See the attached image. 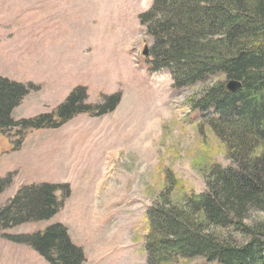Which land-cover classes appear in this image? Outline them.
I'll return each mask as SVG.
<instances>
[{"label":"rangeland","instance_id":"rangeland-1","mask_svg":"<svg viewBox=\"0 0 264 264\" xmlns=\"http://www.w3.org/2000/svg\"><path fill=\"white\" fill-rule=\"evenodd\" d=\"M151 4L0 0V77L34 87L13 110V120L52 112L77 86L85 87L91 105L121 95L118 106L100 117L83 113L57 129L0 132V178H12L0 206L24 185L50 183L70 191L50 220L6 234L60 223L82 247L84 264H145L146 210L164 200L178 206L190 194L204 193L210 168L233 165L211 127L212 112H198L192 103L205 88L229 79L220 74L174 88L168 70L150 72L153 39L138 15ZM63 193L56 192L59 200ZM1 235L0 264H47ZM159 264L218 263L172 256Z\"/></svg>","mask_w":264,"mask_h":264},{"label":"trees","instance_id":"trees-1","mask_svg":"<svg viewBox=\"0 0 264 264\" xmlns=\"http://www.w3.org/2000/svg\"><path fill=\"white\" fill-rule=\"evenodd\" d=\"M138 21L153 39L150 72L168 70L174 88L206 83L220 74L241 84L228 92L223 83H215L192 102L198 112H212L211 127L233 165L210 168L204 193L190 194L178 206L164 200L146 210L145 264L172 256L264 264V0H152ZM33 89L0 77V132L57 129L78 114L106 115L121 99L114 93L101 104H87L85 87L77 86L54 111L13 120V110ZM11 183L9 174L0 178V194ZM57 191H64L61 200ZM69 196L67 186H21L0 206L2 239L28 246L48 264H84L83 249L60 223L31 234L5 233L50 220Z\"/></svg>","mask_w":264,"mask_h":264},{"label":"water","instance_id":"water-1","mask_svg":"<svg viewBox=\"0 0 264 264\" xmlns=\"http://www.w3.org/2000/svg\"><path fill=\"white\" fill-rule=\"evenodd\" d=\"M143 55L145 57L148 56V52H147V48L145 47L143 50ZM241 86V84L237 81L234 80H230L227 82V84L225 85V88L228 92H234L236 91L239 87Z\"/></svg>","mask_w":264,"mask_h":264},{"label":"bare ground","instance_id":"bare-ground-1","mask_svg":"<svg viewBox=\"0 0 264 264\" xmlns=\"http://www.w3.org/2000/svg\"><path fill=\"white\" fill-rule=\"evenodd\" d=\"M154 109V108H153ZM152 112V111H151ZM157 114V113H156Z\"/></svg>","mask_w":264,"mask_h":264},{"label":"crops","instance_id":"crops-1","mask_svg":"<svg viewBox=\"0 0 264 264\" xmlns=\"http://www.w3.org/2000/svg\"><path fill=\"white\" fill-rule=\"evenodd\" d=\"M77 245V244H76ZM79 246V245H78Z\"/></svg>","mask_w":264,"mask_h":264}]
</instances>
